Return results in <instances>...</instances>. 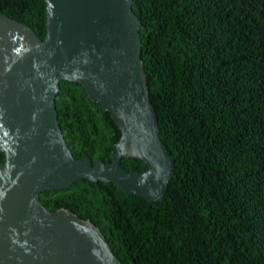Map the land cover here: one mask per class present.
<instances>
[{
	"label": "trees",
	"instance_id": "1",
	"mask_svg": "<svg viewBox=\"0 0 264 264\" xmlns=\"http://www.w3.org/2000/svg\"><path fill=\"white\" fill-rule=\"evenodd\" d=\"M132 10L173 161L167 189L148 202L81 178L41 202L92 221L122 264H264V0H132ZM0 12L44 38L45 0H0ZM55 109L75 157L111 159L119 130L81 84L61 80Z\"/></svg>",
	"mask_w": 264,
	"mask_h": 264
},
{
	"label": "water",
	"instance_id": "2",
	"mask_svg": "<svg viewBox=\"0 0 264 264\" xmlns=\"http://www.w3.org/2000/svg\"><path fill=\"white\" fill-rule=\"evenodd\" d=\"M46 34L0 12V264H122L104 234L39 194L78 179L160 201L173 161L159 136L132 0H45ZM61 80L81 84L119 130L109 161L75 157L55 109ZM122 157L142 160L127 170Z\"/></svg>",
	"mask_w": 264,
	"mask_h": 264
}]
</instances>
